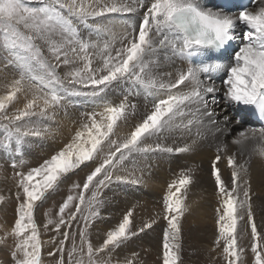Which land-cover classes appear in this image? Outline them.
I'll list each match as a JSON object with an SVG mask.
<instances>
[{
  "label": "snow or ice",
  "instance_id": "1",
  "mask_svg": "<svg viewBox=\"0 0 264 264\" xmlns=\"http://www.w3.org/2000/svg\"><path fill=\"white\" fill-rule=\"evenodd\" d=\"M136 13V23L112 22L115 15ZM178 62L185 66L177 68ZM217 93L227 105L264 118V0L237 11L213 9L203 0H0V150L12 157L15 182L14 192L0 193V204L13 199L16 205L0 245L12 241V264H43L42 229L53 233L47 241L52 264H143L139 252L120 254L160 220V264H183V221L193 209L191 168L167 184L160 210L148 219L137 223L132 207L95 238L92 230L104 220L106 190L141 183L140 161L191 152L207 135L218 141L209 167L217 196L209 252L220 264H264L251 174L253 159L264 161V127L240 130L231 140L237 151L230 153L221 137L231 131L232 118L218 115ZM140 95L142 112L132 99ZM86 103L95 107L80 113L72 138L25 169L26 141L52 135L49 122ZM137 115L121 135L118 129ZM235 122L242 125L243 116ZM194 130L190 143H167ZM222 162L230 170L227 180ZM90 164L38 222L51 195Z\"/></svg>",
  "mask_w": 264,
  "mask_h": 264
},
{
  "label": "bare ground",
  "instance_id": "2",
  "mask_svg": "<svg viewBox=\"0 0 264 264\" xmlns=\"http://www.w3.org/2000/svg\"><path fill=\"white\" fill-rule=\"evenodd\" d=\"M254 1L256 0H251L248 3L247 7L251 8ZM234 2L235 1H232L229 4V5L233 4L230 9H226L225 5L227 4L222 0H203V3L207 7H211L213 9L223 8L224 10L237 11L239 10L238 4L236 6ZM139 16L140 13H136L135 15H128V16L115 15L113 17L112 22L117 25H120L125 21L128 23H136L139 20ZM237 44L238 41H234L232 48H230L228 52L229 53L233 52L234 46ZM217 55H219V53H217ZM225 56H227V53H225ZM220 62L227 63V59H223ZM184 66L185 65L179 62L176 65L177 68ZM166 70L173 71L174 69L168 67ZM214 78L216 84L220 85L221 81L219 78H216V74H214ZM119 95L120 93L119 91H117L115 93V96H111L110 99H115V97ZM132 99L138 104L139 110L142 112L144 105L146 103L144 96L143 95L134 96ZM214 99L217 101L215 107L218 115L223 116L224 114H227L232 118V123L230 126L231 131L227 133L226 136L221 137V140L229 145L230 153L236 152L237 146L232 145L231 140L240 130L247 127H255V128L264 127V125L260 123V121L258 120V116H259L258 113H255L253 109L250 108L246 109V107L243 106L227 105L222 98V93H217ZM93 107H95V105L91 103H86L80 107L70 108L68 110L67 115H72L76 117V119H73L76 122L72 126L74 130H76L79 127V123L82 119L80 113L83 111H90L92 110ZM232 112H234L235 115ZM247 112H251V113H248L247 116L246 115ZM241 116H243L244 119L242 125L237 124L235 122L236 119L240 118ZM58 118L64 119L65 115L61 113L58 116ZM138 118H139L138 115L136 117H130L129 121L125 125H123L120 129H118L119 133L123 135L124 132L127 131L128 127L131 126ZM252 120H254V125L252 124L253 123ZM50 127L54 132V134H56L57 132L55 131L56 127L52 126L51 124ZM191 138H195V130L191 134V137L188 134H184L183 136H181L180 134H175L171 139L167 141V143L169 144L175 143L176 146H182L184 143H190ZM28 141L32 145L35 144L33 138H29ZM38 143L40 144L41 142L38 141ZM65 143H67V141H65ZM217 143L218 141H216L214 137H212L211 135H207V139L200 140L197 146L194 147L193 151L191 152L178 153V154L156 153L150 155L148 158H145L144 160L139 162L140 167L143 168V172L142 173L137 172L136 175L141 177V183H139L138 185L119 184L113 186L110 190H106L105 193L106 203H108L110 206L113 207L112 204L117 206L120 200V206L122 204L123 205L125 204V206H127L128 208L129 203H125V201L127 199L128 201L132 199L135 202L142 203L143 206L146 208L147 212L152 213L154 215L155 210L156 212L160 210L161 197L166 189L167 184L177 176L180 170L191 168L193 169L195 179H194V183L190 187L188 197H189V202L193 205V209L191 213L187 215H215L214 210L215 207L217 206V196L215 194L214 182L209 175V167H210V161L215 154V147ZM220 166L222 169L223 176L227 180V178L229 177L230 170L225 167L224 162H222ZM128 167L130 168L131 165H128ZM251 174H252L253 193L256 192L259 196L260 194L264 193V179H262V177H264V161L258 158L253 159V162L251 164ZM124 190L126 192L127 198L123 197L122 195L120 198L118 194ZM256 197L257 195L256 196L254 195L253 199L255 200ZM262 197L263 196L260 195V197L257 199V202L260 203L261 205L263 203L260 200ZM154 204H156L157 207H155ZM260 207L261 206H258V208ZM258 212L261 215H264V211H262V208ZM150 216L152 215H136V221L137 223H139L142 219H146V217L148 218ZM103 217L104 220L98 222L97 227L94 228L92 231L94 238L96 237V235L100 230L115 223L116 220L119 219L120 215H109V217L107 215H103ZM209 236L213 240L214 233L213 235H209ZM150 244H153L152 246L153 251L155 250L158 254H160L161 244H159L157 238L156 241H152ZM133 250H134V245H131L129 243L127 248L122 250L120 254L121 258L124 255L130 254L131 252H133ZM141 251L139 252L140 256L143 253ZM208 264H212V261L209 260Z\"/></svg>",
  "mask_w": 264,
  "mask_h": 264
},
{
  "label": "rangeland",
  "instance_id": "3",
  "mask_svg": "<svg viewBox=\"0 0 264 264\" xmlns=\"http://www.w3.org/2000/svg\"><path fill=\"white\" fill-rule=\"evenodd\" d=\"M255 4L256 1H254L251 7H254ZM248 113L251 112H247V116ZM73 119H76V117L72 115H65L64 119L57 118L55 121H52L51 123L49 122L52 126L56 127V134H54V132L52 131V135L46 136L44 138H33L35 143L34 145L30 144L28 140L26 141L25 145L23 146V159L25 161V169L27 167L36 166L37 164L41 163L43 159L47 158L54 152L58 151L61 147H63L65 141L68 142L72 138L75 132L72 126L76 123ZM252 121V124L254 125V120ZM4 135L5 133L2 129H0V140H3ZM38 141L41 143L39 144ZM2 151L3 150H0V155L2 154L0 156V193H3L7 196L9 194V189H11L12 192L15 191V182L13 178L14 170L11 167L12 157L9 156L6 152L3 151V153ZM16 159L18 161L19 157H16ZM90 167L91 164L89 165V167H83V170H77L75 174H71L70 178L61 186L58 192L51 195L48 202L37 214L38 222L43 223L45 219L43 213L49 208H53L55 210L56 206L61 202L62 198L66 196L68 189L71 187L70 184L72 185L77 181H81L85 177V174L90 170ZM121 195L127 198L125 190L118 194L120 198ZM254 195H257L256 199L254 200L256 222L258 227H264V215H261L258 212L261 208H264V193L260 194L263 196L260 199L263 202L262 205L257 202V199L260 197V195L258 196L256 192H254ZM125 203H129L128 208L135 207V215H153L152 213L147 212L146 208L140 202H135L132 199L128 201L127 199ZM112 205L115 208L110 206L108 203H105V206L102 209V215H107L108 217L109 215H121L128 209L125 204H122L120 206V200L117 204V206L119 205L118 207L114 204ZM154 206L157 207L156 204H154ZM258 206L261 207L258 208ZM15 207L16 205L13 199L6 200L5 203L0 204V226H3L2 228H0V235L3 234V229L10 228L12 223L14 222ZM154 212L156 213V210ZM148 218L146 217V219ZM164 226V221L160 220L152 230H149L145 234H141L139 237L133 239L130 242L131 245H134L133 252H140L142 250L141 252L143 253L140 256V259L143 260V264H160V260L158 259L159 254L155 250L153 251V244L150 243L152 241H156L157 238L159 244H161L162 230ZM41 231V238L43 241H45L42 252L43 264H52L53 258L47 255V253L52 249L47 241L49 240V237L53 235V233H43V229ZM213 233L215 235V215H186V218L183 221V264H208L209 260L212 261V264H220L219 260L215 259L216 253L209 252V249L212 247L213 241L209 235H213ZM241 243L244 246H247L248 239L245 238L243 241H241ZM11 246V240L8 241L7 245H0V264H12ZM247 259L249 261L251 260L250 252L247 254Z\"/></svg>",
  "mask_w": 264,
  "mask_h": 264
}]
</instances>
